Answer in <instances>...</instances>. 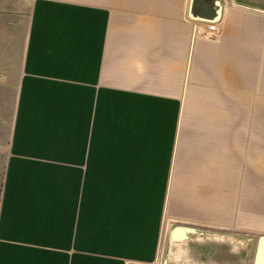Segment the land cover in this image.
Instances as JSON below:
<instances>
[{"label":"crops","instance_id":"crops-1","mask_svg":"<svg viewBox=\"0 0 264 264\" xmlns=\"http://www.w3.org/2000/svg\"><path fill=\"white\" fill-rule=\"evenodd\" d=\"M242 1L0 0V85H16L0 264H111L92 239L95 170L111 165L112 87L139 114L140 89L183 96L186 85H226L242 36L259 42L264 26L240 19ZM245 5L264 13V1Z\"/></svg>","mask_w":264,"mask_h":264},{"label":"rangeland","instance_id":"rangeland-1","mask_svg":"<svg viewBox=\"0 0 264 264\" xmlns=\"http://www.w3.org/2000/svg\"><path fill=\"white\" fill-rule=\"evenodd\" d=\"M263 1H242L240 19L263 26L264 13L245 5ZM246 34L226 85H186L183 96L140 89L139 114L112 87L111 165L95 170L92 239L111 264H253L264 234V26L259 42ZM15 87L0 85V198Z\"/></svg>","mask_w":264,"mask_h":264},{"label":"water","instance_id":"water-1","mask_svg":"<svg viewBox=\"0 0 264 264\" xmlns=\"http://www.w3.org/2000/svg\"><path fill=\"white\" fill-rule=\"evenodd\" d=\"M253 264H264V234L258 236Z\"/></svg>","mask_w":264,"mask_h":264},{"label":"built area","instance_id":"built-area-1","mask_svg":"<svg viewBox=\"0 0 264 264\" xmlns=\"http://www.w3.org/2000/svg\"><path fill=\"white\" fill-rule=\"evenodd\" d=\"M214 31H215V24L209 23L207 27V31L205 32V37L212 38L214 35Z\"/></svg>","mask_w":264,"mask_h":264}]
</instances>
